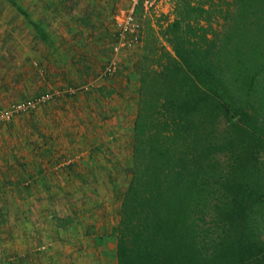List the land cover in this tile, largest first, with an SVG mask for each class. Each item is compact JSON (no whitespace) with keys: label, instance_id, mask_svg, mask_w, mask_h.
Here are the masks:
<instances>
[{"label":"trees","instance_id":"obj_1","mask_svg":"<svg viewBox=\"0 0 264 264\" xmlns=\"http://www.w3.org/2000/svg\"><path fill=\"white\" fill-rule=\"evenodd\" d=\"M173 13L137 63L118 264H264V0Z\"/></svg>","mask_w":264,"mask_h":264},{"label":"crops","instance_id":"obj_2","mask_svg":"<svg viewBox=\"0 0 264 264\" xmlns=\"http://www.w3.org/2000/svg\"><path fill=\"white\" fill-rule=\"evenodd\" d=\"M71 1H81L84 7H52L51 0L46 7H33L29 39L14 23L8 42L15 44V53L9 57L4 49L0 52L5 56L0 58V110L29 93V85L37 83L41 74L45 84L38 89L58 93L37 109L15 113L0 127V237H12L10 243L15 244H0L3 264H118L119 221L114 218L119 220L122 195H114L113 212L102 209L99 198L90 199L97 194L94 189L103 190L105 182L83 178L111 170L108 158L123 157L126 151L131 155L139 90L137 63L143 51L135 47L144 41L131 52L116 55L119 67L103 94L69 93L75 84L96 80L101 65L112 55L115 33L110 24L118 10L114 0L108 5L101 0H65ZM5 24L6 20H0V38H5ZM19 58L28 60L27 68H20L18 62L14 67ZM93 158H101L99 164ZM69 171L76 173L75 180H68ZM23 180L29 186L23 187ZM12 202L17 205L15 211ZM52 211L68 214V230L53 223ZM62 237L69 245L60 248ZM54 253L69 256V262L57 263Z\"/></svg>","mask_w":264,"mask_h":264},{"label":"rangeland","instance_id":"obj_3","mask_svg":"<svg viewBox=\"0 0 264 264\" xmlns=\"http://www.w3.org/2000/svg\"><path fill=\"white\" fill-rule=\"evenodd\" d=\"M101 1H102V3H105V4L107 3V5H108V3L110 4L112 0H101ZM114 1H115L114 3L116 4V7L118 10L128 6V2L126 0H114ZM51 2H52L51 3L52 7H84V6H82L83 3H81V1L80 2H72L71 1L70 3H68V2L66 3L65 0H51ZM47 3H48L47 0H0V20H6V22H7V24H5L3 26V28H4L3 34H4L5 38H2V37L0 38V42L2 41V43L0 45V47H2V49L0 50V52L5 50L6 56H9V57L11 56V52L15 53V48H14L15 44L12 43L11 41L8 42L9 40H12V38H9V37L13 36L11 31L14 30V26H13L14 23H18L19 26L22 28V32H24L25 36H26V41L29 39L28 37H29L30 32L28 29V22L30 20V16H33L31 9H33V7H46ZM72 4H74V5H72ZM51 6H49V7H51ZM174 6H175V0H160L158 6L155 7V9L153 11L149 12L146 15H144V11L140 8L138 11V19H139L140 23H142V25L144 26L145 33H146L149 25H153L154 27L158 28V23H159L158 21L159 20H160V22H165L166 17H168L169 19H173L174 18V13H173ZM117 11L113 12L112 16H114V14ZM69 15H70V17L73 18L72 12H70ZM112 19H113V17H112ZM215 22L217 23V21H215ZM222 22H223V20L220 19L219 23H222ZM110 25H111L112 29L114 28V33H115V27H114L113 20H112ZM0 30H1V28H0ZM142 44H143V42H142ZM28 46H30L29 43L27 45H23V47L25 49L22 50V52H21L22 55L20 57H22L24 54H26ZM111 47H112V45H111ZM40 48H41V46L39 47V49ZM135 48L136 49L138 48L139 50H141V49L143 50L142 45L137 46ZM108 52H110V50ZM129 52H131V51H128V53ZM124 54H127V53H124ZM109 56L110 57L112 56L111 53L109 54ZM118 56H120V55H118ZM4 57L5 56H0V58H4ZM8 59H10V58H8ZM10 61L12 62V60H10ZM16 62L19 63L20 68H23V67L27 68V65H28L27 59L20 60V58H19V59L14 60V67H16V65H17ZM106 63L107 62L104 61L103 67L101 65V70L99 71V73L96 77V80L91 82L93 80L92 79L89 81H85V82L75 84L74 86L68 88L70 91L69 93L74 94V92H78L82 96H85L86 94L91 95L92 93L98 94V95L103 94V91L105 90V88H107L110 85V83L112 81L111 79L115 76V73L117 72V70H116V72L113 73L112 75H108L107 77H103L102 72L104 70ZM118 67H119V65H118ZM136 73L139 75L138 70ZM24 77H27L26 71H25ZM29 80L30 79L28 78V81ZM28 81L25 82L23 85L24 86L28 85V83H29ZM43 84H45L44 75L41 74V75H39L37 83H35L33 86L29 85V89L27 90L29 93H27L24 97H22L20 100L14 102V103H12L11 105L25 101V100L30 99V98H34L38 94H45L48 92L53 93L52 98H50L47 101H44L42 103H39L38 106L36 105L37 107L35 106L36 108L34 107L33 109H37L39 106H42L45 103L55 99L56 96L58 95V93L54 92L53 90H45L43 88L38 89L39 87H43ZM64 93H66V92H64ZM33 109H30V110L22 112V113H24V114L28 113ZM134 114H136V112ZM134 119H135V116H134ZM1 125H4V123H2ZM1 125H0V127H1ZM132 133H133V127H132ZM15 145H16V143H15ZM112 158H113V160L111 161ZM108 159H109V162L111 164L113 163V167H111V170H109L108 172L89 173V175L87 174L88 176H85L83 178V180L84 181L92 180V181H95L94 183H97L96 181L105 182L106 186L105 185L103 186V190H101V189L100 190L99 189L93 190L97 194H94V196L90 200L93 201V198H94V200L99 198L98 203L100 204V207L102 209L104 207V208H106V210L113 212L114 209L116 208L115 200L113 199L114 195L115 196L117 194L123 195V192L126 190L128 183H129V180H130L131 165H132V150H131V155L129 154L128 151H126V153L123 157L114 156V157H111ZM100 160H101V158H93V161L95 163H98V164H99ZM106 161H107V158H106ZM75 174L76 173L69 171L67 173L68 180H75V178H72L75 176ZM23 181H22V183H24L22 185L23 187L29 186V184H25L26 180H23ZM113 182H114V184H113L114 188H111V186H112L111 184ZM104 187H106V188H104ZM28 189H29V187L27 189H25V191ZM75 190L81 191L80 188L75 189ZM68 191L71 192L73 190H70V188H68ZM80 193H82L84 196L87 195L86 190H82V192H80ZM69 198H70V195L67 196V199L69 202H71ZM72 202L75 203V201H72ZM11 206H12L11 207L12 211L13 210L15 211V207L17 205H15L12 202ZM0 208H2V207H0ZM51 216H52L53 223H56L57 226L63 224L60 227H65L67 230L69 229L67 227L68 224L70 225V222L68 221L69 216L66 212H60V213L58 212L57 213L55 211H52ZM118 218H119V216H118ZM114 221L118 222V220L115 218H114ZM13 223L14 222H9L10 226H13ZM24 226H25V224H24ZM70 227H72V226H70ZM25 228H27V226H25ZM11 239H12V237L11 238L0 237V241H1L0 244H5V242L10 243ZM59 241H60V239H59ZM61 241L64 243L61 246H59L60 248L65 246V245L66 246L69 245L66 238H63ZM14 242H16V241L14 240ZM12 244H14V243H10L11 246H12ZM116 246H117V243H116ZM54 254L56 255L57 259L54 256L53 257L56 259L57 263L61 262L62 260L63 261L65 260L64 263L69 262V259H70L69 256L66 255L64 257V255H61V254L59 255L58 253H54ZM87 255L89 256V254H87ZM0 264H3V262L0 261Z\"/></svg>","mask_w":264,"mask_h":264},{"label":"built area","instance_id":"obj_4","mask_svg":"<svg viewBox=\"0 0 264 264\" xmlns=\"http://www.w3.org/2000/svg\"><path fill=\"white\" fill-rule=\"evenodd\" d=\"M128 6L118 10L113 16L115 27V41L112 45V56L102 72L103 77L112 75L118 68V54L128 53L138 43H142L145 37L144 26L138 19V11L141 8L144 15L153 11L160 0H126ZM53 93L38 94L34 98L11 105L9 108L0 110V125L10 121L17 112H25L33 109L39 103L52 98Z\"/></svg>","mask_w":264,"mask_h":264}]
</instances>
